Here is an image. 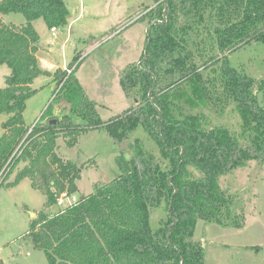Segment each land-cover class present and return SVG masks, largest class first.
Segmentation results:
<instances>
[{
    "label": "trees",
    "instance_id": "trees-1",
    "mask_svg": "<svg viewBox=\"0 0 264 264\" xmlns=\"http://www.w3.org/2000/svg\"><path fill=\"white\" fill-rule=\"evenodd\" d=\"M153 3L143 16L150 26L146 57L118 75L135 105L103 121L75 76L77 66L67 73L80 55L53 73L43 70L36 56L39 35L32 23L42 19L49 29L66 25V0H0L1 15L24 18L19 25L0 19V66L10 70L0 89V116L7 117L0 172L24 163L7 187L29 179L45 196L25 237L45 253L48 264H204L203 248L193 235L196 221L243 225V210L220 178L250 161L264 162V105L257 98L264 79L232 66L229 56L248 46L264 47V0ZM112 44L109 56L121 41ZM99 67V92L105 93L114 74L102 58ZM39 76H52L57 87L31 127L23 112L37 92L31 85ZM181 101L190 107H219L221 113L231 106L240 119L238 132L224 126L205 129L202 114L177 116ZM138 128L156 144L158 156L138 138L128 142ZM95 129L114 142H128L116 157L120 174L50 214L59 194L77 192L79 179L78 167L57 154V139L62 136L73 147L80 135ZM161 205L167 222L153 229L152 210Z\"/></svg>",
    "mask_w": 264,
    "mask_h": 264
},
{
    "label": "rangeland",
    "instance_id": "rangeland-1",
    "mask_svg": "<svg viewBox=\"0 0 264 264\" xmlns=\"http://www.w3.org/2000/svg\"><path fill=\"white\" fill-rule=\"evenodd\" d=\"M153 5V0H69L66 5L70 13L68 22L56 28L55 36L50 35L42 19L34 23L41 35L42 44L48 47L57 65L61 66L63 59L69 63L75 53H79L81 58L75 64L76 75L89 99L97 104V111L103 121L135 105V100L132 101L123 91L118 75L128 65L135 62L138 65L146 41L148 17L143 16ZM4 19L14 21L15 25L24 23L20 14H8ZM116 39L124 43V48L118 55L111 57L109 52L114 50L112 43ZM101 58L114 74L107 80L105 93L97 89ZM229 62L256 79H264L262 46L240 49L229 56ZM9 73L7 66H0V89L5 87V77ZM56 87L57 84L52 82L39 89L26 102L23 117L34 115L28 123L35 119L39 121V109L47 108ZM257 94L259 103L264 105V91ZM179 107L182 110L176 112L177 116L202 114L205 129L224 126L233 133L238 132L240 119L231 106L222 113L218 111L219 107L216 109L212 105L190 107L181 101ZM6 118V115L0 116V137L5 131L2 120ZM135 138L142 142L147 152L159 155L158 147L141 128L134 132L128 142ZM128 142H114L105 132L97 129L80 135L73 147L68 146L60 136L56 141L57 154L74 163L79 171L77 192L73 195L80 198L91 194L96 187L115 179L121 172L116 157ZM23 165L22 162L16 164L4 177H0V264H48L45 253L34 248L25 237L32 220L36 219L37 213L44 207L45 196L31 187L29 179L7 187L15 180L17 171ZM189 170L194 176L200 177L197 172ZM220 185L239 202L244 214L243 225L240 228H229L197 220L193 235L203 248L204 264H264V162H248L245 167L221 177ZM58 209L54 205L47 212L54 214ZM150 222L153 229L165 226L167 211L164 205L152 210Z\"/></svg>",
    "mask_w": 264,
    "mask_h": 264
},
{
    "label": "crops",
    "instance_id": "crops-1",
    "mask_svg": "<svg viewBox=\"0 0 264 264\" xmlns=\"http://www.w3.org/2000/svg\"><path fill=\"white\" fill-rule=\"evenodd\" d=\"M69 0H66V5H67V2H68ZM70 1H72V0H70ZM4 16L5 15H1L0 14V19L4 22V23H6V24H15L14 23V21H6L5 19H4ZM36 21H34L32 24H33V27L35 28V30L37 31V29H36V27H35V25H34V23H35ZM19 23H23V22H19ZM37 33H38V35H39V42H38V45H39V49H38V52H37V59H38V62H39V65H40V67L43 69V70H46V71H48V72H50V73H53L54 71H56L57 69H62V70H64V69H66L67 67H68V65L70 64V62L72 61V59L76 56V55H79V53H75V55H74V57L69 61V63H67V62H65V60L63 59L62 60V63H61V66L60 65H57V61L52 57V55H51V53H50V51H49V49H48V47H45V45H43L42 44V42H41V35H40V33H39V30L37 31ZM49 33H50V29H49ZM50 35H51V33H50ZM120 47L119 48H117L116 49V51H117V53L119 54V52H120V50H122L123 48H124V43L122 42L121 43V45H119ZM115 54V55H118V54ZM114 56V55H113ZM112 57V56H111ZM81 58V57H80ZM141 58V57H140ZM136 63V62H135ZM133 64V63H132ZM2 66V65H1ZM100 68V67H99ZM77 70V69H76ZM101 72V71H100ZM75 76L77 77V79L79 80V78H78V76L76 75V71H75ZM99 78H100V75L98 76V78H97V82H98V91H99ZM40 79H44V80H40ZM53 82V78H52V76H39L38 78H36L34 81H33V83H32V85H31V87L33 88V89H36L37 90V92L38 91H40L44 86H48L50 83H52ZM79 82H80V80H79ZM80 84H81V82H80ZM81 86L84 88V86L81 84ZM37 87V88H36ZM40 89V90H39ZM85 89V88H84ZM46 94H48V93H46ZM36 95V94H35ZM47 96V95H46ZM32 98V97H31ZM46 98V97H45ZM42 108V107H41ZM41 108L39 109V112H40V115H42V113L45 111V109H46V107H44L43 108V110H41ZM25 113V112H24ZM33 114H31V116L30 117H28V118H26V117H24V120H25V123L27 124V125H34L37 121H38V119H35V120H33L32 122H27V121H30L32 118H33ZM6 120V119H5ZM5 120H2V122L4 123L5 122ZM24 166V165H23ZM22 166V167H23ZM21 167V168H22Z\"/></svg>",
    "mask_w": 264,
    "mask_h": 264
},
{
    "label": "built area",
    "instance_id": "built-area-1",
    "mask_svg": "<svg viewBox=\"0 0 264 264\" xmlns=\"http://www.w3.org/2000/svg\"><path fill=\"white\" fill-rule=\"evenodd\" d=\"M56 28H51L50 29V33L51 36H55L56 35ZM75 65L72 66L71 69L67 70V73H70L73 69H74ZM8 171L7 165L2 169V171L0 172V177L1 176H5L6 172ZM2 177V178H3ZM2 181V180H1ZM0 181V182H1ZM79 198L75 197L73 194H68L66 192H62L61 194L58 195V197L56 198V205L60 208V209H65L67 207H71L74 204L77 203Z\"/></svg>",
    "mask_w": 264,
    "mask_h": 264
},
{
    "label": "water",
    "instance_id": "water-1",
    "mask_svg": "<svg viewBox=\"0 0 264 264\" xmlns=\"http://www.w3.org/2000/svg\"><path fill=\"white\" fill-rule=\"evenodd\" d=\"M153 7H154V5H153ZM155 23H156V21H154L152 23V25L155 24ZM149 30H150V26H148L146 28L147 43H146L145 48H144V52H143L144 58L143 59H145V57H146V48H147V46L149 44ZM138 66H139V63H138ZM125 159H127V160L129 159V155L128 154L125 155ZM175 193H176V190H175L174 194ZM32 215H35V214H32ZM175 223H176V221L173 222V225H175ZM170 229H171V226L168 227V235H167L168 238H169V235H170L169 234Z\"/></svg>",
    "mask_w": 264,
    "mask_h": 264
}]
</instances>
